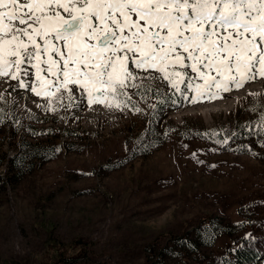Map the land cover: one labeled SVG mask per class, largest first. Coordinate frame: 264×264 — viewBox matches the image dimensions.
Masks as SVG:
<instances>
[{
    "label": "rangeland",
    "instance_id": "obj_1",
    "mask_svg": "<svg viewBox=\"0 0 264 264\" xmlns=\"http://www.w3.org/2000/svg\"><path fill=\"white\" fill-rule=\"evenodd\" d=\"M152 74L92 104L69 85V107L0 81V264H238L248 234L243 264H264V77L177 90Z\"/></svg>",
    "mask_w": 264,
    "mask_h": 264
},
{
    "label": "snow or ice",
    "instance_id": "obj_2",
    "mask_svg": "<svg viewBox=\"0 0 264 264\" xmlns=\"http://www.w3.org/2000/svg\"><path fill=\"white\" fill-rule=\"evenodd\" d=\"M153 70L177 90H190L191 73L218 91L264 77V0H0V81L15 80L46 104L45 91L55 88L71 106L76 88L69 85L89 104L106 91L125 95L132 81L160 78ZM41 72L55 79L41 81ZM254 240L235 242L241 257Z\"/></svg>",
    "mask_w": 264,
    "mask_h": 264
},
{
    "label": "trees",
    "instance_id": "obj_3",
    "mask_svg": "<svg viewBox=\"0 0 264 264\" xmlns=\"http://www.w3.org/2000/svg\"><path fill=\"white\" fill-rule=\"evenodd\" d=\"M25 150L27 152L28 149L26 147H24V149H22V152H20V154L23 153V152H25ZM35 158H38V156L35 155V153H33L31 155V159L34 160ZM204 228L206 229V232H207L206 238L208 240L209 239H212V241H213L217 237V233H215L216 230L218 231L217 227L215 225L214 226L208 225V226H205ZM198 236H199V231H198ZM191 244H193V243H191ZM200 246L201 245H199L197 243L195 245V247H193L194 252H196L199 249ZM234 257H235V260H236V262L238 264H243V263H246V262L249 261V259L251 258V254L247 250L246 251H242V257H241V250H240L239 252H235ZM72 260L74 261L75 258L69 257V259H68V258H65V257L61 256V257H59V260L57 261L56 264H75L74 262H72Z\"/></svg>",
    "mask_w": 264,
    "mask_h": 264
}]
</instances>
